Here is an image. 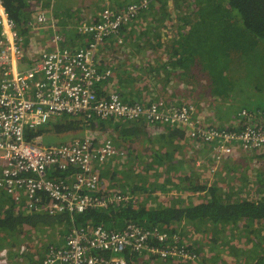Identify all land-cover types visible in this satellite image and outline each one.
<instances>
[{
    "label": "built area",
    "instance_id": "1",
    "mask_svg": "<svg viewBox=\"0 0 264 264\" xmlns=\"http://www.w3.org/2000/svg\"><path fill=\"white\" fill-rule=\"evenodd\" d=\"M44 1L46 5H44ZM56 0L32 3L27 28L52 27L51 45L27 65L25 33L0 0V189L31 210L55 215L68 213L71 224L64 243H49L41 264H150L152 261L194 264L199 254L178 228L126 219L115 228L90 221L77 224L74 216L87 209L137 204L138 195L107 189L100 167L119 155L115 140L93 136L43 145L30 140L27 130L45 126L50 116L69 115L84 120L124 118L187 129L189 136L213 146L217 162L230 156L234 146L250 151L264 146V107H243L240 126L230 128L196 120L193 103L149 104L126 101L118 91L107 94L98 86L111 81L112 65L102 67L99 48L136 19L148 13L154 0H134L113 6L108 0L93 22L77 31L84 41L72 44L54 14ZM34 11V12H33ZM255 121V122H254ZM35 241L0 245V260L23 256Z\"/></svg>",
    "mask_w": 264,
    "mask_h": 264
},
{
    "label": "trees",
    "instance_id": "2",
    "mask_svg": "<svg viewBox=\"0 0 264 264\" xmlns=\"http://www.w3.org/2000/svg\"><path fill=\"white\" fill-rule=\"evenodd\" d=\"M29 1L4 0L7 10L17 21L23 33L27 30L26 24L30 16ZM192 1L195 3V15L191 20L185 21V24L182 25L183 28L178 31L179 36L171 46L172 51L169 50L168 65L170 68L182 67L192 83L200 74L199 71L205 72L210 77L209 89L213 94H218L223 98L238 99L240 93L248 92L250 96H244L240 100H244L245 97L252 99L254 88L256 90L259 88L245 80L242 73L234 78V64L221 63L222 57L219 58V55L228 54L227 57L230 58V54L234 53L233 57H237L257 52L254 50L255 47L260 43L264 45V0ZM158 2L161 9L153 7L152 14L160 12V19H165L168 13L166 1L154 0L152 6L157 5ZM145 18L146 16H142L138 26L142 25ZM134 26L137 25L134 24L130 30ZM146 29L147 26H145V30L138 27L139 32L148 33L149 31ZM151 44L153 47V43ZM223 48L227 52H223ZM212 59L215 60L212 61ZM159 68L164 70L165 64H161ZM228 70L229 72H227ZM125 80L127 81L126 77ZM141 102L149 104V101ZM257 103L259 104H255L256 106L251 105V108L264 107L263 102L258 101ZM99 122L104 125L103 120ZM138 122L140 123L136 124ZM142 123L143 120L112 125L116 129L117 135L121 133L122 137H126L125 140L133 142L136 140L135 135L141 134L144 135V142L156 146V150H152L151 159L145 164L143 170H141V165L137 164L133 165L131 169L122 166L116 171V174L121 177L120 184L123 191L143 192L147 195L145 201L140 200L138 204L111 206L105 209H87L75 214L74 221L77 224L90 221L94 224L101 223L109 227L121 228L126 219H132L141 223L160 224L171 227V229H174L173 224L186 222L195 225L198 230L203 227L211 229L214 234L216 233L215 229L225 230L229 225H234L233 228H243V225L247 224L245 230H248L250 226L262 223L261 226L257 225L253 230H249L250 234L247 236L253 247L263 250L264 186L262 189H258L257 197H244L225 191L216 182L209 183L207 180H202L201 175L197 174L189 164L187 166L191 168L190 173L182 171L180 168L185 162L186 155L181 154L179 149L184 143L179 142L178 144V140L184 136L188 137L189 133L168 125L158 124L165 127V131L160 132L159 126L155 125L154 127H157L160 133L154 138L149 136L147 125ZM49 124L52 127L51 130L61 133L78 129L80 122L73 120L69 115H63L52 119ZM43 133L42 128L31 129L27 130V137L33 140ZM194 141L190 143V146L196 143ZM128 150L126 154L127 157L130 154L129 160H137L133 157L132 150L130 153ZM128 162L126 161V163ZM129 171L135 172V177L130 175ZM99 173L102 176H107L110 171L103 169ZM111 177L115 179V175H111ZM104 187L111 189L105 184ZM163 193L169 194L163 195ZM188 193L190 199H193L186 201ZM151 198L155 202L148 205L150 204L148 200ZM71 221L72 216L68 213L52 215L45 211L17 209V203L13 197L0 190V242L6 240L8 243L16 244L22 240L21 235L25 233V229L41 230L44 227L59 224L68 227ZM251 235L256 237H251ZM237 239L243 242V238ZM214 241L215 245L219 246L217 237H214ZM223 244L230 249V254L235 259L236 256H240L244 252V247L237 246V243L233 242V238L227 239ZM196 250L201 251L198 247ZM218 260L217 264H229L222 258ZM253 264H264V253L257 254L253 259Z\"/></svg>",
    "mask_w": 264,
    "mask_h": 264
},
{
    "label": "crops",
    "instance_id": "3",
    "mask_svg": "<svg viewBox=\"0 0 264 264\" xmlns=\"http://www.w3.org/2000/svg\"><path fill=\"white\" fill-rule=\"evenodd\" d=\"M108 0H104V2L102 3V5L104 6L105 3ZM130 1H134V0H122V2L120 3L121 5H125L126 3L130 2ZM177 1V0H176ZM30 8L32 9V3L35 2V0H30ZM71 2V0H56L55 1V7H54V13L58 12L59 13V17L60 19L64 20L66 18L67 14H64L65 11H70L71 9V5L69 4ZM176 3V7H182V12H183V16H181V19L184 20H191L194 15H195V3L189 2V6H182V4ZM44 5H46V2L44 1ZM167 14L165 16V19L170 18L169 16H171V10H169V7L171 4L167 3ZM154 6H151V10L153 9ZM156 9H160L158 7H155ZM150 11V10H149ZM155 16L156 18H158V20H160L161 18V13H156L155 12ZM142 17L136 19L135 21H133L129 26H127L125 29H129L130 27H132L134 24H136L137 26H134L133 28H137L140 27V29H144L141 26H138V22H140ZM151 20V19H150ZM173 20H177V17H175ZM144 24V21L142 22V25ZM185 24V22H184ZM183 25V24H182ZM145 30V29H144ZM151 31V28H150ZM78 32V31H77ZM47 31L46 30H42L40 32H38L37 34L32 33L30 34V39L28 40L29 43V47L33 48L36 46V44L40 43L41 45L44 46L45 48H48L51 45V40L49 39V36H43L46 35ZM126 35H124V33H120V35H116V38H112L110 40H108L104 45H102V47L100 48L99 54L100 56V62L104 63L107 57L105 56V51L108 47V45H112V42H114L115 44H122L125 42L124 37ZM179 34H175V35H168L165 36L164 34L162 35H142L137 37V42L139 43L138 46V51L137 49H134L131 53L129 58L132 57V60H129V58H127L126 60H124L123 62L121 61L120 64L118 65V69H117V73H114V77L118 78L117 81V85L114 89L112 90H116L118 91L122 97L126 100V101H132V100H139V101H149V99H151L149 101L150 102H154L160 100V99H165L167 100L170 104H174V105H178V104H183V103H193V105L195 106L196 109V120L198 122H202L204 124H212V125H219V126H227L230 128H235L237 126H240L241 124L238 123V111L241 109L239 108L236 112L235 110H230V107L232 106L231 104L235 103L238 99L235 98H223L221 96H219L218 94H213L212 92H210V77L205 73V72H200L199 71V75H197V78L194 80V82L192 83L189 79L188 76H186V71H184V69L180 66H177L175 68H170V66L168 65V61H169V50H171V46L172 44L177 40ZM153 43V47L152 44ZM147 44V45H144ZM143 47V49H142ZM27 50V48H26ZM172 51V50H171ZM115 51H112L110 53H108L107 55L110 57ZM26 53H28L26 51ZM30 54V53H29ZM115 54V53H114ZM39 55L36 56H31V59H36ZM27 57V61L28 63H26L27 65H29L30 60L29 57L26 55ZM32 62V61H31ZM161 64H165V69H160L159 66ZM102 67H105L102 66ZM116 69V68H115ZM195 73V71H194ZM125 77L127 78V81L125 80ZM106 90V92L104 94H107L108 92H111L112 90L108 89V86L106 85V83H103L101 85V87H99V90ZM255 90V88H254ZM193 91V98L188 97L187 94H189V92ZM256 92V91H253ZM160 98V99H159ZM257 97H255V95L252 96V99H250V102H248V105H255V104H259L257 103ZM264 105V102L263 104ZM256 106V105H255ZM243 107H248L247 104H244ZM251 109H255V108H251ZM56 118V117H55ZM54 119L50 118L49 122ZM48 122V123H49ZM134 122V121H133ZM47 123V124H48ZM126 123V122H124ZM140 122L136 123L139 124ZM144 125H147V130L149 131V136L152 137H156L160 132H164L165 131V127L163 126H159L160 132L158 131L157 127L154 126H150L147 124L146 121H143ZM142 123V124H143ZM46 124V125H47ZM172 127V126H171ZM174 128H178L180 130L185 131L188 134L187 129H181L179 127H174ZM124 130V129H123ZM68 132V131H66ZM64 133V132H61ZM116 133V132H115ZM120 136L122 137V134L119 133ZM58 136V137H57ZM54 136V138H65V135H57ZM189 137V138H188ZM188 137H185L178 140V144L180 143H184L182 144V146H180V152L185 156V162L182 163L181 166V170L182 171H186L188 173H190L191 168H189L187 166V164H189L195 171L197 174H200L202 177V180L204 179V177L206 176H210V173L212 174V181H208L209 183H218L221 187H224V190L227 191V189L229 190H233L235 189V184L236 185H242V183H240L239 181H242L243 183H245L247 185V189L249 190L250 186L251 188L254 187V192H257L258 189H262V187L264 186V172L260 171L259 168H262V166H264V147L261 149H254V150H244L242 149L239 145H235L234 146V151L230 156H227L225 158H223L221 161L217 162L215 157H214V150H213V146L209 143L206 142H197L194 141L196 143H194V145L190 146V143L192 141V139L190 138V136L188 135ZM54 138H52L51 140H54ZM124 138L126 137H122V140L124 142V144L126 143V141ZM135 139H139V140H143L144 139V135H135ZM49 139H47V141H49ZM62 141V140H60ZM60 141H56V142H60ZM135 142V141H134ZM137 144V142H135ZM127 145H130V143H127ZM148 147H146L145 152L142 149L137 148V146H134V144H132V146H134V149L132 154L133 157L135 155H137L138 157H143L145 158V163H147L151 158H150V154L152 152V150L154 149V151L156 150V146H152L151 144H148ZM118 147V150L121 149L123 150L124 147ZM170 149V147H167ZM125 152V151H124ZM127 153V151L125 152ZM135 154V155H134ZM127 155V154H126ZM130 156V154H129ZM129 156L125 159H121L119 157H122L120 150H119V155H117L115 158L109 159L108 161H106L101 167H100V172H102L103 168L109 164H113L116 165L117 167H122V166H126L127 163L126 161H130L129 160ZM116 158H118V161L116 160ZM122 162V163H121ZM211 164H215V166H212ZM247 165H252L255 167L256 169V181L251 183L248 180V177L251 176V174H249V171L247 170L248 166ZM213 168V169H212ZM113 169V168H112ZM184 169V170H183ZM211 169L214 171H211ZM264 170V168H262ZM107 170L110 171V168L108 167ZM114 170V169H113ZM248 171L247 173L245 171ZM111 174V173H110ZM228 176V179L225 181V177L224 176ZM101 178L103 179V183L105 184V186L107 187H111L113 189L116 190H123L121 188V184H120V180L117 181H110V183L106 180L108 179V175L107 176H102V174H100ZM111 175H109L110 177ZM248 176V177H247ZM152 177V176H150ZM247 177V178H246ZM206 180V179H205ZM106 181V182H105ZM250 185V186H249ZM2 190V189H0ZM4 191V190H3ZM252 191V190H251ZM250 192H246V193H251ZM5 192V191H4ZM230 192V191H228ZM245 192V191H244ZM6 193V192H5ZM243 193V192H242ZM136 194V193H134ZM141 196H139L138 194V202L137 204L141 201H145L147 195H145L143 192H140ZM169 193H163V195H166ZM11 196V195H10ZM255 196H257L255 194ZM14 199V198H13ZM188 199H190L189 193L187 194L186 197V201H188ZM193 198H191L190 200H192ZM15 200V199H14ZM151 205L152 203H154L155 201L151 198L148 200ZM17 203V209H20L22 211H34L31 210V208L29 207L28 203L24 201H16ZM56 226H60L56 225ZM56 226H47V227H56ZM185 226V224L180 223L177 226H172L173 228H178L182 235L184 236V238L186 239V241L195 248V250L197 249V247H195L191 241L188 240V232L186 229H184L183 227ZM183 229V230H182ZM43 230V229H41ZM41 230H34V231H41ZM30 230L25 229V233H23L21 235L22 240L24 238L30 237L28 234H30ZM63 232H57L56 235L52 236L49 240V242L44 246L43 250L40 251L39 253L31 250L28 251L26 254H24L23 256H11L9 259L7 260H0V264H41L42 262V258L45 254V250L47 249L49 243H51L50 241L52 239H55L57 241V244H62L64 243L65 239L63 237ZM214 237L216 238V236L212 237V241H214ZM231 238V237H230ZM21 240V241H22ZM21 241H19L16 244H20ZM6 242V240L4 241ZM4 242H0V244L4 243ZM36 242H38V240H35V244ZM233 242L237 243L238 239L233 238ZM207 243V242H204ZM203 244V243H201ZM214 245H215V241H214ZM38 246H42V243H39ZM243 247V246H242ZM204 249H201L200 252L197 253L199 254V258L197 260L196 263L199 262L200 260V256L201 253H203ZM206 251H208L207 248H205ZM44 252V253H43ZM206 258V257H205ZM160 262L164 263V264H191V263H185V262H170V261H161V260H155L152 261V263L150 264H161Z\"/></svg>",
    "mask_w": 264,
    "mask_h": 264
},
{
    "label": "rangeland",
    "instance_id": "4",
    "mask_svg": "<svg viewBox=\"0 0 264 264\" xmlns=\"http://www.w3.org/2000/svg\"><path fill=\"white\" fill-rule=\"evenodd\" d=\"M165 1L171 4L169 7V10L172 9L171 16H169L170 18L158 20L155 14H152L151 9L148 13H145V16H146L144 20L145 23L141 25V27L145 29V26H147L146 30L149 31L151 35L164 34L165 36H168V35L173 36L175 34H179L178 31H180L183 28L182 24L184 25V22L188 21V20L183 21L181 19V16L184 15L182 12L183 9L182 7H179V6L176 7L175 5L176 3L181 2L180 4H182V6H189V2H192V0H177V1L176 0H165ZM103 2L104 0H71V2L69 3L71 5V8H70L71 10L64 12V14H67L66 17H64L66 18L65 21L60 19L58 12L54 13L59 21L61 29L67 32L69 40L72 44H78L84 41V37L80 33L77 32V26L82 22H93V20H95L97 16L99 15V13L101 12L103 8V5H102ZM121 2L122 0H113V3L110 2V4L113 6H120ZM154 5L155 7H158V8L160 7L159 2L157 5L156 4ZM175 17H177V20H173ZM29 19H33V16H29ZM150 28H151V31H150ZM130 29L131 28L123 29L121 31L122 33H124V35H126L124 37V40H125L124 43L117 45L114 42H112V45H108L105 51V56L107 57V59L103 60L105 61L104 63L100 62L101 55L99 54V63L102 66H104L105 63L106 65H108L109 63H112L114 65V73L118 72L117 69L119 68L118 65L120 64V62L121 61L123 62L124 60L129 58L131 53H134L132 52L134 49H137L138 51L139 43L137 42V37L138 36L142 37L143 34L149 35L148 34L149 32L148 33H146L145 31L139 32L137 28H133L132 30ZM42 30L47 31L46 35H43V36H49V39L51 38V36L54 35V29L46 25H42L39 29H34L31 26H29L25 32V43L24 44H25V48H27L26 51L28 53H26V55L29 57L30 62L33 61V59L30 58L31 56L34 57L36 55H40L44 49V46L41 45L40 43L36 44V46L33 48L29 47L28 40L30 39V34L32 33L37 34L38 32ZM114 37L116 38V35L110 37L108 40ZM101 47L102 46H100V48ZM100 48H99V51H100ZM254 50L257 52H252V53L244 54V55H238L237 57H233L234 53H232L230 54V58L227 57L229 56L228 54H223V55H219V58L222 57L220 61L221 63L230 62L234 64V78H236L239 73H242V76L245 80L251 82L254 85V87H258L259 89L257 90L255 89L254 91L256 92H253L252 95H255V97H257V101L264 102V45L263 43H260L257 47H255ZM112 51H115L114 52L115 54L113 53L109 57L107 54ZM223 52H227V50L223 48ZM129 60H132V57H130ZM214 60L215 59H212V61ZM227 72H229V70ZM117 81H118L117 77H112L111 81L106 82L108 89L110 90L114 89L117 85ZM100 91L102 93L106 92V90H101V89ZM192 94H193V91L189 92L187 96L193 98ZM244 96H250V95L248 92H245L243 94L240 93V95H238L237 97L238 100L235 103L231 104L232 106L230 107V110L232 111L235 110L236 112L239 108H243L244 104H247L248 107H251V105H248V102H250L249 97H245L244 100H240V98ZM150 100L151 99H149V101ZM53 117L55 118V116H50V118H53ZM78 121L80 122L78 129H75L69 132H64V133L54 132L53 130H51L52 127L48 123L47 125L41 127L44 130V133L40 135V140L44 142L43 145H48V144H52L60 140L68 141V140H73L75 138H83L86 136L97 137L98 141L106 137H111L113 140H115L116 144L119 147H124L123 150L119 149L122 155V157H119L121 159H125V157H127L125 152L129 149L128 151L130 153V151L134 149V146H137V148L142 149L144 152L146 149L145 146L148 147L147 143L144 142L145 141L144 139H143L144 141L143 140L141 141L139 139L135 140L137 144L134 141L132 142L131 140L126 141V143L124 144L122 137L120 135H117V133H115L116 129L113 125H117L122 122L128 123L129 120L127 119H124V118H118L114 120L110 119L109 121H104V125L100 124L99 121L97 122V120H94L89 125L84 120L78 119ZM57 135H61V136L65 135L66 137L65 138H54V136H57ZM49 138L50 140L47 141V139ZM52 138H54V140H51ZM127 143H130V145H127ZM132 144H134V146H132ZM134 157L137 158V160L129 161L127 165L125 166V168L131 169L133 165L139 164L141 165L140 167H142L141 170H143L146 164L145 158L138 157L137 155H135ZM116 160L118 161V158H116ZM211 165L215 166V164H211ZM247 166H248L247 170L249 171V174H251L250 177L247 176L248 180L249 182L253 183L256 181V177H255L256 169L252 165H247ZM108 167L110 168V173H111V174L109 173V175H115V179H113L111 176L109 177L108 175V179L106 180L109 183L110 181L112 182V181L120 180L121 177H119L118 174H116V171H118L120 167H117L116 165H113V164H109L105 166L103 169L106 170ZM262 168H264V166H262ZM262 168H259V170L264 172ZM212 169L211 171H213ZM247 170L245 171L246 173L248 172ZM129 173L133 177H135L136 175L135 172L132 173L131 171H129ZM212 174L210 173V176L204 177L203 180L206 179L207 181H212V178H213ZM224 177L226 178L225 179L226 181L228 179V176L225 175ZM239 182L242 183V185L235 184V189L233 190L227 189V191H230L231 193H235V195H240L244 197H247V196L254 197L255 194H258V190L257 192H254L255 190L254 187L251 188V186L249 185L250 188L248 190L247 185L245 183H243L242 181H239ZM222 188L224 187L222 186ZM250 191L251 193H246ZM136 194L141 196L140 193H136ZM183 223L185 224L183 228L186 229L188 232L187 234V236L189 237L188 240L191 241L195 247L204 249L203 253H201L199 262L194 263V264H211V263L217 264L219 262L218 260L219 258L224 259L229 264H245V262H247V264H253L254 257H256L257 254L264 253V249L262 250L259 247L257 248L253 247V244L248 240V236H247V234H250L249 230H253L254 228H256L258 223L257 225L250 226L248 230H245L248 226L247 224L243 225V228L241 227L233 228L234 225H229L228 227L225 228V230L217 228L215 229V232H216L215 234L213 233L214 231L212 232L211 229H206L205 227H203L202 229L198 230V228L193 224H189L186 222H183ZM261 224L258 226H261ZM177 225L178 224H173V226H177ZM42 229L43 230L41 231H32L30 232V234H28L30 237H27V239H32L34 241L38 240L36 244L34 242L32 246L29 247L30 249L29 251L34 250L39 253L40 251L43 250L44 246L49 242L52 236L56 235L57 232L62 231L64 233L67 227L64 224L63 225L60 224V226H56L55 228L54 227H44ZM213 236L217 237V240H218L217 244H219V246L214 245V241H212ZM230 237L235 238V239L243 238V242L238 241L236 245L240 247L243 246L244 252L240 256H236V259L233 256H231L230 251H229L230 249L225 244H223ZM251 237H256V236L251 235ZM50 242L57 244V241L55 239H52ZM204 242H207V243H204ZM39 243H42V246H38ZM263 246H264V243H263ZM205 248H207L208 251H206ZM255 249H257V251H255ZM234 255H237V254H234ZM255 262L256 260L254 261V263ZM160 263L164 264L162 262Z\"/></svg>",
    "mask_w": 264,
    "mask_h": 264
},
{
    "label": "clouds",
    "instance_id": "5",
    "mask_svg": "<svg viewBox=\"0 0 264 264\" xmlns=\"http://www.w3.org/2000/svg\"><path fill=\"white\" fill-rule=\"evenodd\" d=\"M110 65H112V69H113V72H114V65L112 64V63H109L108 65H106V63H105V66H110ZM102 66V65H101ZM113 77H114V75H113ZM109 82V81H108ZM106 83V82H105ZM102 85V84H101ZM101 85H99L98 86V90H99V87H101ZM100 91V90H99ZM72 118V117H71ZM97 121H100V120H97ZM103 121H109V120H103ZM181 129H183V128H181ZM96 139H97V137H95ZM98 140V139H97Z\"/></svg>",
    "mask_w": 264,
    "mask_h": 264
}]
</instances>
